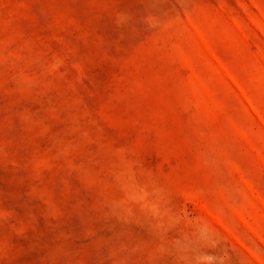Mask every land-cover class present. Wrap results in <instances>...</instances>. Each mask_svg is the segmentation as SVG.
<instances>
[{
	"label": "rangeland",
	"instance_id": "374dc122",
	"mask_svg": "<svg viewBox=\"0 0 264 264\" xmlns=\"http://www.w3.org/2000/svg\"><path fill=\"white\" fill-rule=\"evenodd\" d=\"M0 264H264V0H0Z\"/></svg>",
	"mask_w": 264,
	"mask_h": 264
}]
</instances>
